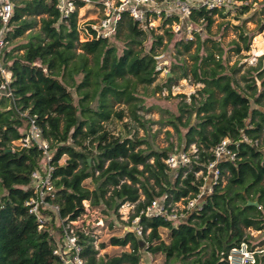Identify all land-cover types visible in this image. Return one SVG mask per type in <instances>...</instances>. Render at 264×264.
Listing matches in <instances>:
<instances>
[{"label": "trees", "instance_id": "1", "mask_svg": "<svg viewBox=\"0 0 264 264\" xmlns=\"http://www.w3.org/2000/svg\"><path fill=\"white\" fill-rule=\"evenodd\" d=\"M12 2L5 40L11 43L26 31L28 34L24 42L5 48L1 55L12 74V94H0V264H63L52 253L56 238L47 227L38 229L36 216L25 205L33 195L31 174L39 169L41 152L34 144L13 147L28 127L22 112L36 116L42 137L49 143L53 197L46 199L58 206V216L66 222L77 220L85 212V200L91 207L116 216L123 203H136L132 219L151 199L163 194L169 200L195 194L200 181L192 172L183 176L184 168H179L176 175L168 169L163 159L173 151L172 143L162 149L141 148L144 138L136 133L131 137L116 135L106 126L126 117L115 104L126 105L130 120L145 126L146 120L138 113L143 101L136 87L153 83L161 72L155 52L156 46L162 44L161 34L142 29L123 12L111 36L81 40L78 10L83 1L75 0L76 10L67 17L56 9V0ZM248 8V4H241L239 13ZM215 14L224 16L221 10L194 8L188 22L209 28ZM172 19L163 20L159 26L169 39L174 31L165 24ZM39 23V29L32 32ZM193 33L199 39V33ZM254 35L239 32L238 40L244 49L249 48ZM148 36L151 42L146 48ZM238 40L232 41L236 53L242 49ZM178 44L188 50L193 41L180 38L174 47ZM191 56L195 60L191 68L193 82L203 84L196 92L201 98L191 94L190 103L180 101L178 113L170 112L164 119L178 134L179 144L183 143L180 149L195 143L206 150L201 152L205 160L210 156L207 150L223 137L237 139L243 131L259 139L264 131V111L259 108L264 106V68L258 72L262 78L260 91L252 75L242 76L251 90L247 93L212 51L199 54L197 49ZM260 66H250L249 71ZM235 70L236 66L232 67V72ZM169 72L171 75L164 79L167 86L188 75L183 60L171 63ZM183 113H195L194 122H189V116L182 121ZM219 167L226 175V183L214 185L202 207L185 221L173 225L161 217H139L147 252L160 254L165 264H228L231 249L242 242L250 248L263 244L264 239L252 243L250 230H264V150L241 143L238 159L221 162ZM87 179L92 188L84 184ZM247 199L257 201L258 206L245 205ZM60 228L59 225L56 236ZM162 228L168 231L166 240L161 238ZM75 232L86 264L142 261L140 236L133 229L111 235L107 243L100 242L99 248L106 244L123 248L118 254L106 256L98 255L90 230L78 226ZM254 264H264V253L255 254Z\"/></svg>", "mask_w": 264, "mask_h": 264}, {"label": "built area", "instance_id": "2", "mask_svg": "<svg viewBox=\"0 0 264 264\" xmlns=\"http://www.w3.org/2000/svg\"><path fill=\"white\" fill-rule=\"evenodd\" d=\"M85 6L90 3L100 4L104 17L100 24L92 22L79 23L80 30L86 34L85 38L108 37L115 28V23L120 19L123 12L138 23L144 30L153 29L152 20L158 19L160 22L168 18H173L166 27H171L174 31L180 29L181 22L188 21V17L194 8L204 7L207 10L229 11L239 0H81ZM82 6V7H83ZM81 7H79L80 9ZM56 9L62 17H67L76 10L75 0H56ZM13 12L12 0H0V94L11 97L12 91L9 83L12 78L11 71L4 66L1 60L3 50L6 48L7 41L5 34ZM94 33H92V31ZM187 40L192 39L191 28L187 29ZM28 121L25 134L17 140L21 147L34 144L41 152L39 169H35L31 174L33 195L25 201L29 207V212L36 216L39 223L38 229L45 226V213L55 218L60 224V231L56 238L55 247L52 253L59 256L63 264H86L81 256L82 244L75 232V221L66 222L58 216V206L50 203L46 198L53 197V168L50 164L51 151L49 143L42 137V131L37 124L34 115L22 112ZM241 143H248L261 148L260 139H252L243 131L240 137L232 139L230 137L221 138L214 147L207 150L209 157L202 160L201 152L195 143L189 144L186 148L177 149L170 152L164 159V163L175 175L179 168L183 169V176L187 172H192L195 180L200 181L198 191L187 197L178 200H169L167 194L151 199L137 216L130 219L129 223L137 236H142V226L139 224V217H161L164 220L176 225L183 222L193 212L199 210L207 195L211 193L213 186L222 181V170L219 164L224 161L234 162L238 159V152ZM136 203L125 202L121 206H127L131 214L134 213ZM131 216V215H130ZM128 218V217H127ZM130 218V217H129ZM149 230L146 231L148 233ZM264 253V248H250L242 242L238 247L231 249L227 256L228 264H254L255 254ZM141 264V262L139 263Z\"/></svg>", "mask_w": 264, "mask_h": 264}, {"label": "rangeland", "instance_id": "3", "mask_svg": "<svg viewBox=\"0 0 264 264\" xmlns=\"http://www.w3.org/2000/svg\"><path fill=\"white\" fill-rule=\"evenodd\" d=\"M241 4H248V10L239 13V6ZM263 5L264 0H239L229 11L224 10V16L215 14L213 16L214 21L209 28L204 27L203 24H192L188 21L181 22L180 29L177 31L174 30V35L171 39L168 38L164 29L159 27L161 22L158 19L152 20L154 24V34H161L163 36L162 44L160 46L157 45L155 48L161 72L153 83L148 85L138 84L136 87L143 101V108L139 110L138 113L146 120L145 126L141 127L138 123L130 120L127 107L124 104H115L114 107L122 108L126 117L123 120L109 122L106 126L116 135L131 137L136 133L138 137L144 138L145 144L141 145V148L150 147L152 149H162L172 143L173 151L180 149L183 143L181 142L179 144L178 134L171 125L164 122V119L170 115V112L178 113L177 105L180 101L190 103V95L193 93L196 94L197 90L203 86L202 83L193 82L191 73L192 65L195 62L191 55H194L197 49H199V54H204L205 50H209L214 53L217 59L220 58L225 66L224 70L234 76L239 84V88L250 93L251 90L246 88L247 82L242 76L252 75L257 91H260L262 78L258 77V72L264 68V50L260 55L254 54L252 42L256 35H264V13H261ZM103 17L102 7L97 3L86 4L78 10L79 23L92 22L93 24L99 25ZM39 26L40 23L32 32L37 31ZM188 28L192 30L191 40L193 44L188 50H185L182 44H178L177 47H174L176 40L187 37ZM194 31L199 33V39H196L193 33ZM240 31H245L248 34L255 33L247 50L244 49L242 42L238 40ZM27 34L28 31H26L22 37L16 38L11 43H7L6 50H9L13 44L24 42ZM79 37L81 40H84L86 34L80 31ZM233 40H238L242 47L238 53L233 50ZM150 42L151 38L148 36L146 41H144L146 48L149 46ZM120 44V42H117V46L120 47ZM219 49L221 55L218 54ZM179 60H183L186 64L187 77L180 79L177 84L172 86L165 85L164 79L167 77V72H169V65L175 61L179 62ZM258 63L261 64L258 70L249 71L250 66H257ZM210 65L213 64L211 63ZM234 66H236V70L232 72V67ZM202 67H206V65L202 64ZM177 72L180 73V70L178 69ZM250 72L251 74H249ZM180 94L184 96H180ZM196 96L201 98L199 94H196ZM253 99L254 97L252 100ZM261 102L264 105V97ZM259 108L264 111V106H259ZM182 115V121H185L189 116L188 113H183ZM194 120L195 113H192L189 116V122L192 123ZM181 129L184 131L183 128ZM259 139L262 144L261 149L264 150V131L261 132V137ZM15 146H19L17 141L13 142V147ZM87 162L91 164V159L87 158ZM225 183L226 175H223L222 184L224 185ZM84 184L92 188L90 180H85ZM84 208L85 212L75 220V225L92 232L95 236V246L99 249L98 255H114L123 250V248L109 244H106L105 248H99V244L100 242L107 243L111 235H121L126 230L132 229V225L129 223L131 213L127 211L128 207L120 206L118 208V216L115 214H105L99 208L91 207L90 202L87 200L84 201ZM44 216L46 218L44 227H47L55 237L57 234V227L60 223L46 213ZM167 232V229L162 228L160 230L161 238L166 240ZM250 233L253 236L252 243L254 244H258L259 241L264 239V230L251 229ZM146 246V239L144 236H141L139 238V252L142 258L141 264H165L160 254H151L147 252ZM255 247L264 248V242ZM125 249H128V246H126Z\"/></svg>", "mask_w": 264, "mask_h": 264}, {"label": "bare ground", "instance_id": "4", "mask_svg": "<svg viewBox=\"0 0 264 264\" xmlns=\"http://www.w3.org/2000/svg\"><path fill=\"white\" fill-rule=\"evenodd\" d=\"M253 53L256 55H260L264 50V35L258 34L254 37L253 42Z\"/></svg>", "mask_w": 264, "mask_h": 264}, {"label": "water", "instance_id": "5", "mask_svg": "<svg viewBox=\"0 0 264 264\" xmlns=\"http://www.w3.org/2000/svg\"><path fill=\"white\" fill-rule=\"evenodd\" d=\"M170 75V72H167V76ZM10 149H6V151H9ZM245 205H254V206H258V202L257 201H250L247 199Z\"/></svg>", "mask_w": 264, "mask_h": 264}, {"label": "crops", "instance_id": "6", "mask_svg": "<svg viewBox=\"0 0 264 264\" xmlns=\"http://www.w3.org/2000/svg\"><path fill=\"white\" fill-rule=\"evenodd\" d=\"M142 198V197H141ZM58 236H55V238H57Z\"/></svg>", "mask_w": 264, "mask_h": 264}]
</instances>
